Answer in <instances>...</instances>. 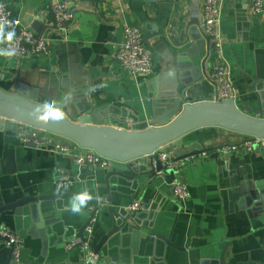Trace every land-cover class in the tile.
Returning <instances> with one entry per match:
<instances>
[{
    "label": "crops",
    "instance_id": "1",
    "mask_svg": "<svg viewBox=\"0 0 264 264\" xmlns=\"http://www.w3.org/2000/svg\"><path fill=\"white\" fill-rule=\"evenodd\" d=\"M56 2L65 3L73 15L63 29L56 26L49 12V6ZM6 3L21 26L48 39L49 48L46 54L21 60L9 58L2 50L7 40L3 30L0 89L11 91L17 81L37 87L39 103L55 102L68 118L75 113L74 103L80 101L84 110L92 109L95 123L123 130L149 122L154 100L177 77V57L191 46L190 41L182 48L173 43L183 44L178 41L180 34L190 28L200 31L202 23V0ZM249 6L248 0H223L219 18L222 52L230 69L237 105L256 108L258 94L264 108V17H251ZM124 26L139 29L143 39L147 38L145 48L153 64L149 76L130 77L115 58ZM199 34L190 50L199 79L192 93L193 101L213 98L216 91L211 78L213 52L207 38L201 31ZM245 139L216 128L184 136L181 148L175 151L180 155L187 152V146L200 143L206 148L222 145L235 149L218 160L210 159L212 151L179 160L176 175L185 182L190 195L180 203L171 195L173 174L153 181L142 179L139 185L112 177L106 184L104 170L96 172L94 179L75 180L58 187L57 170L70 179L81 171L72 156L23 146L14 130H0V206L23 197L50 196L55 191L67 195L0 214V226L14 233L22 244L19 262L11 259L9 264H81V249L67 250L66 245L79 238L78 232L89 218L91 207L87 203L79 213L71 210L75 198L71 195L84 192L92 197L89 200L105 202L92 219L91 233H83L91 247L111 231L112 209L121 217L135 200L142 208L146 206L142 210L145 227L140 229L143 235L136 243L130 230L114 217L116 233L103 242L98 252L102 264H212L220 256H224L226 264H264V210L259 207L252 211L245 199L254 184L264 181V147L244 154L240 146ZM148 232L155 237L147 236ZM8 256L9 249L0 239V264H6Z\"/></svg>",
    "mask_w": 264,
    "mask_h": 264
},
{
    "label": "water",
    "instance_id": "2",
    "mask_svg": "<svg viewBox=\"0 0 264 264\" xmlns=\"http://www.w3.org/2000/svg\"><path fill=\"white\" fill-rule=\"evenodd\" d=\"M199 32L197 28H190L186 33H181L178 38V41L183 44L176 45L173 43L176 48H182L190 41L191 46L177 57V68L183 72L179 73L177 69V77L170 81L171 86L159 94L157 101L154 100V112L149 122L137 123L131 130L103 126L94 122L92 109L84 110L79 104L80 101L74 103L75 113L71 118L66 116V119L61 121L39 122L37 117L43 114L44 109L43 104L39 103L37 87L30 88L17 81L11 91L0 89V130L12 132L14 125L9 122L12 121L64 139L80 149L91 150L99 157L112 162L107 169L85 167L75 179L69 180V184H73L75 180L84 182L88 181V178L94 179L96 172L106 170L104 178L106 184L110 178L117 177L134 183V185H139L142 179L153 181L159 177L158 173L162 171L160 162L150 158L157 151L167 149L176 162L195 155H205L211 151L214 153L210 155V159L218 160V158H223L226 155L223 151L224 148L232 147L218 145L215 148H206V145L200 143L187 146V152L183 155L175 152L181 148L182 138L196 130L216 128L247 138L264 140V108H262L258 94H255L256 108L246 105L240 108L235 98L219 101L210 96L193 101L192 93L199 79L198 67L191 60L192 53L190 50L193 47L192 43H196L200 37ZM144 40L146 41L147 38L145 37ZM168 40L175 42L173 38L168 37ZM27 147L33 148L30 144ZM163 173V175L170 174L169 171H163ZM56 185L62 187L63 183L58 182ZM71 196L76 197L77 195ZM63 197H67V195L58 194L57 191L50 196L23 197L11 204L0 206V214L4 211H13ZM245 199L249 209L253 208L252 211L259 209V207L264 210V181L254 184ZM86 203L88 207L94 209L90 211L85 226L78 232L79 238L83 241H86L83 235L84 230L90 226L99 207L95 200H88ZM143 210H146V206L143 207ZM144 211L140 213L126 210L122 212L123 216L120 217L112 209L110 220L113 227L96 246L91 247L92 250L98 254L101 245L104 244L103 242L116 233L114 217L119 218L124 227L130 230V237L136 243L138 237L143 235L140 233V229L145 227L143 226ZM146 235L155 237L153 232H148ZM157 237L161 238L167 245H171L168 240L160 236ZM10 262L11 249H9L6 264ZM212 264H226L224 256H220Z\"/></svg>",
    "mask_w": 264,
    "mask_h": 264
},
{
    "label": "built area",
    "instance_id": "3",
    "mask_svg": "<svg viewBox=\"0 0 264 264\" xmlns=\"http://www.w3.org/2000/svg\"><path fill=\"white\" fill-rule=\"evenodd\" d=\"M202 23L200 31L203 36L208 39L210 47L213 52V66L211 72L212 81L215 83V99L224 101L230 98H235V91L230 80V69L226 59L223 56L222 45L223 37L219 28V18L221 14V7L223 0H202ZM249 1V15L251 17H264V0H248ZM49 12L52 15L55 24L60 29L73 19L71 11L63 2H56L49 6ZM0 25L6 31L14 32L11 40L7 38L3 46V54L12 53V55H5L13 59L21 60L31 56L46 54L48 52L49 43L45 36H36L27 28L21 26L17 16H14L8 8L6 0H0ZM115 58L130 77H146L152 73L153 64L149 53L145 48L143 35L139 29L124 26L122 28V41L118 46ZM8 121V120H5ZM14 125V133L19 143L23 146L32 145L34 149L40 151H53L61 154L70 155L74 158L75 164L80 170L85 167L107 169L112 162L110 160L99 157L91 150H83L76 145L65 141L59 137L48 135L38 131L34 128L17 124L9 121ZM71 145V147L68 146ZM244 154L253 153L256 148L264 147V140L255 138H247L240 146ZM235 147H226L224 152ZM150 158L154 161L157 159L160 162L162 171L158 176H163V171H169L174 175V180L170 184L171 195L177 202L183 203L189 199V192L185 182L177 177L179 170V162L174 161L170 153L162 149L153 153ZM70 178L63 174L61 170H57V182L63 183L62 186L69 185ZM105 202L99 200L98 206H102ZM94 208L91 207L92 211ZM142 205L138 200H135L128 208V211L140 212ZM91 226V224H90ZM86 228V233H91V228ZM0 239L4 245L11 249V259L14 263L19 262L21 242L14 233L7 231L3 226H0ZM73 247H79L82 251L81 264H102V260L96 254L86 238V241L81 238H76L66 245V249L70 250ZM262 251H264V241L261 242Z\"/></svg>",
    "mask_w": 264,
    "mask_h": 264
},
{
    "label": "clouds",
    "instance_id": "4",
    "mask_svg": "<svg viewBox=\"0 0 264 264\" xmlns=\"http://www.w3.org/2000/svg\"><path fill=\"white\" fill-rule=\"evenodd\" d=\"M2 33H3V26L0 25V35H2ZM13 35L14 32H9L7 38L11 40ZM5 55H12V53H6ZM42 107L44 109L43 114L37 117V120L39 122H47L49 120L61 121L66 119V113L62 110L61 107H57L55 102L52 103L46 102L45 104H43ZM37 111H39V109H37ZM91 198L92 197L86 192L80 193L75 198H73L71 210L74 213H79L82 210V208L86 206V202Z\"/></svg>",
    "mask_w": 264,
    "mask_h": 264
}]
</instances>
